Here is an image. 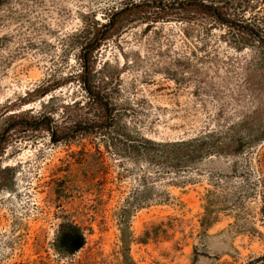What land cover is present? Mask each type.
<instances>
[{
	"label": "rangeland",
	"instance_id": "374dc122",
	"mask_svg": "<svg viewBox=\"0 0 264 264\" xmlns=\"http://www.w3.org/2000/svg\"><path fill=\"white\" fill-rule=\"evenodd\" d=\"M141 1L0 0V264H264V0Z\"/></svg>",
	"mask_w": 264,
	"mask_h": 264
},
{
	"label": "trees",
	"instance_id": "16d2710c",
	"mask_svg": "<svg viewBox=\"0 0 264 264\" xmlns=\"http://www.w3.org/2000/svg\"><path fill=\"white\" fill-rule=\"evenodd\" d=\"M148 1H150V0H147V2ZM191 1L195 2L196 0H191ZM202 1L204 3H202L201 6L203 7V9L205 10V12L207 14H209L213 17H216V19L219 21V23L224 25V26L234 27V26H231L233 21L230 19L231 17L227 13H228V10H230L232 8L233 2L235 0H202ZM155 2L153 4H155ZM222 3H224V4H222ZM145 5H146V0L141 1L140 4H132L131 8L129 6H127L120 13H115L114 16L116 17L120 14L126 13V12L132 10V8L133 9H138V8L142 9V8L146 7ZM229 7H230V9H229ZM223 9H225V12ZM114 16L109 20V25L108 24L105 25L106 28H108L109 26L110 27L115 26V22H114L115 17ZM238 31L248 33L249 35L254 36V37H258V38H261V36H264V28L263 29H257L255 27H249L248 28V27L241 25L240 27H238ZM103 35L101 36L100 33H97L89 42H87L81 46V53H82V56L84 59V63H83L84 65H83V72H82V75H80V78L84 82V89L87 91V93L89 95V100L84 105H86V104L88 106L92 105L93 108L91 107L90 110H93L92 112H94L93 116H94L95 120L91 119L90 117H86L83 120L81 119L79 121H76V123L74 122L75 123L74 126L77 129V130L75 129L76 131L73 132L75 135H78L80 133V131H82V129H79L80 127H82V124H85V125L89 124L91 129H94L98 126H101L102 128L104 127L107 130L110 127L111 122L113 121L110 105L107 102H104L103 97H101L99 92H96L95 87H92L89 85L90 81H91L92 74L94 72V66H93L92 58L94 56V53L100 48V46L102 45V42L105 40ZM45 91H47V89L43 90L42 93ZM73 105H74V107H77V108L80 107V103L78 101L74 102ZM100 117H101V119H100ZM104 122H106V124H108V125L104 126ZM27 124L29 125V123H27ZM27 124H25V125H27ZM80 124H81V126L79 127ZM22 125H24V124L22 123ZM37 125H39L38 128L47 130V132H49L52 135L53 142H60L64 138H66L67 136H70L69 133L60 131L59 126H58V122L56 123V121H54L51 117H46L39 124L36 122L35 124H31L29 126L30 127H35V126L37 127ZM6 140H8L6 138V134L0 135V157L4 153V150H5V147H4L5 144L4 143L6 142ZM7 184L8 183H4L3 186H6ZM62 239H63V245L64 246L67 245L68 247H72L73 250L79 249L80 247L83 246V244L85 242L84 235L82 233H80V229L78 227H75L72 235L68 236L67 234H65ZM248 264H253V263L251 261Z\"/></svg>",
	"mask_w": 264,
	"mask_h": 264
}]
</instances>
